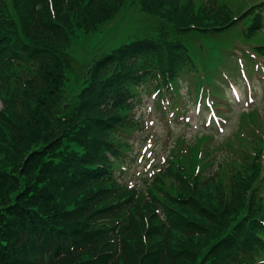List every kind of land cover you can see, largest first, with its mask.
I'll return each mask as SVG.
<instances>
[{"label":"trees","instance_id":"1","mask_svg":"<svg viewBox=\"0 0 264 264\" xmlns=\"http://www.w3.org/2000/svg\"><path fill=\"white\" fill-rule=\"evenodd\" d=\"M135 2L153 28L74 59L75 39L101 35ZM263 7L264 0H0V264H262L261 139L254 157L237 162L229 139L226 160L214 156L223 142L204 143L211 136L177 139L166 166L142 186L115 174L131 148L138 97L178 95L182 75L195 97L224 82V55L236 43L264 52ZM209 165L215 172L203 173Z\"/></svg>","mask_w":264,"mask_h":264},{"label":"rangeland","instance_id":"2","mask_svg":"<svg viewBox=\"0 0 264 264\" xmlns=\"http://www.w3.org/2000/svg\"><path fill=\"white\" fill-rule=\"evenodd\" d=\"M155 24V19L142 13L136 2L129 3L128 5L126 4L119 10L117 17L104 26L101 35L84 34L78 39H75L71 46V54L73 55L74 59L85 61L84 56L88 48H96L101 51H105L112 46L120 44L126 38V36L132 35V30L135 29L134 32L141 34L145 30H150L151 28H153ZM252 55L257 59L264 58V54L261 51H256ZM256 74L260 75L258 72ZM259 85V94H257L258 96L256 95V97H258L259 101H262L264 95V86L262 84ZM240 86L241 98L238 99V102L235 99L237 104H234V98L231 92L225 91L224 100H227L231 107L230 110L233 112L238 107H246V101L243 91L247 90L248 86L246 82L241 83ZM211 87L215 86H206L202 87V89H208ZM180 89L182 92L184 91L182 86ZM202 89H200V91L198 92V96ZM232 91L235 96H239V93L235 88H233ZM222 100L223 96L219 95L211 99L208 110L210 115L213 116L211 118H207L205 123L206 125L213 123L217 125L219 129L224 126V122L226 121V119L223 116L225 108L221 106ZM170 107L171 104H169V108ZM138 108V114H143L144 119L153 120V128L149 129L150 132L158 133V130L161 128L160 139L163 138L166 135V130L163 131L164 123L162 122V119H160V117L162 118V116L160 115L159 110L153 108V97L143 94ZM185 108L189 110L186 112L187 116L184 119L179 120L184 121L188 119L190 125H186L183 122L174 123V121H171V125H173L172 132L169 134L166 144H160V141L155 142L154 138L152 140L146 139L145 141H143V137L147 135V133L141 136H138L137 133L134 135V137L132 138L135 142L134 147H132L128 155L125 156V160L122 161L123 174H125L126 177L131 178V180L134 181L135 178L138 177V175H141L145 171V167H147V165L152 162L155 155L157 156L158 160H160V157L166 155L168 149L171 147L172 141H174V138L177 134L183 131H188L189 129H191V126L194 127L196 125L197 128H202L204 126L207 112L204 111L198 118H196V113L193 110V104L188 103ZM235 118V115L232 113L231 121L227 122L225 126H227V128L229 127L230 129V124L235 120ZM238 119L239 122L235 125L231 137L237 138V140L242 144H251L254 142H259V139L257 138V135L259 134L262 137V144L261 142L259 143L260 145H264V107L262 106V104H259L257 109L252 108L245 114L239 115ZM214 131L216 133V130ZM225 131H227V129H225ZM219 135H222V132ZM151 150L153 151V154L150 153ZM146 158H148V160ZM130 175L135 176L131 177Z\"/></svg>","mask_w":264,"mask_h":264}]
</instances>
